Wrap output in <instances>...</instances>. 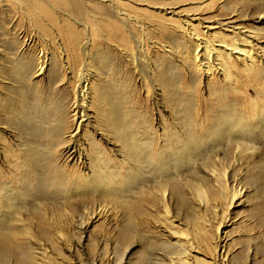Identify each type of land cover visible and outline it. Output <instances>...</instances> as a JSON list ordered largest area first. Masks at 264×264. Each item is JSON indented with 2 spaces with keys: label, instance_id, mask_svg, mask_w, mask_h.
<instances>
[{
  "label": "rangeland",
  "instance_id": "1",
  "mask_svg": "<svg viewBox=\"0 0 264 264\" xmlns=\"http://www.w3.org/2000/svg\"><path fill=\"white\" fill-rule=\"evenodd\" d=\"M111 1L117 6L110 0L87 2L83 18L50 9L54 26L37 19L35 10L0 0V186L20 194L15 175L22 164L38 159L46 166L39 178L27 173L28 193L19 206L21 224L32 236L16 237L13 246L0 252V264H172L176 247L168 234L173 232L208 262L221 248L223 258L216 264H264V124L252 130L249 150L232 139L214 140L186 167L181 165L178 176L168 171L173 178L168 189L179 188L183 202L175 195L168 198L172 224L166 225L163 180L148 161L139 166L131 151L124 155L116 137L120 126L137 149L145 139L159 144L164 135L181 143L187 106L193 122L210 106L215 114L231 104L264 111V94L259 97L254 90L264 88V0ZM102 8L107 12L101 14ZM115 10L124 13L123 24ZM186 17L199 33V21L213 27L215 42L230 43L231 30L239 29L237 39L247 41L252 63L234 61L228 76H205L192 63L190 39L181 32L180 18ZM67 25L74 32L71 39L80 35L76 43L55 33ZM39 52L45 54L40 73L35 61L26 72L16 65ZM249 66L250 73L244 71ZM83 88L85 98L78 102L84 110L75 131L71 109ZM101 172L120 199L135 196L131 212L109 204L101 189L85 191V196L80 190L76 197L70 191L59 194L54 183L74 179L79 184L80 176L92 181ZM128 176L132 182L146 179L143 200L135 201L141 187L123 188ZM197 185L207 189L204 200L195 195ZM3 202L0 197V219L8 215ZM128 228L130 237L120 240Z\"/></svg>",
  "mask_w": 264,
  "mask_h": 264
},
{
  "label": "bare ground",
  "instance_id": "2",
  "mask_svg": "<svg viewBox=\"0 0 264 264\" xmlns=\"http://www.w3.org/2000/svg\"><path fill=\"white\" fill-rule=\"evenodd\" d=\"M6 1H9V3H12L15 6H17V8H19V10H20V8H22L25 11L26 10H35L36 13L34 15L37 14V19L46 20L48 24L50 22L52 25L55 26L57 24V21L55 20L56 17L50 12V9H52L54 11L56 8L62 9L67 13H70V14L77 16L78 18H83V16L86 15V3L91 2L92 0H77L80 3L79 5H78V3L75 2V0H6ZM110 2H111L112 7H114L116 5L113 1L110 0ZM94 5H97V4H94ZM16 10H18V9H16ZM106 12H107V10L102 8L101 14L106 13ZM171 13H172V11L168 14H171ZM114 15L120 21V23L123 24L122 22H124V21H123L122 15L125 16L124 13H119L115 10ZM180 19H181L180 21L182 24L181 32L183 34H185L188 37V39H190V42H191L190 43V45H191L190 46L191 47V52H190L191 54L190 55H191L192 63H197L198 66H200L202 68V72L205 76L213 75V73H216L222 77L228 76L229 72H230L228 70L233 66L234 61L244 62L245 64L248 63V65H249V63L250 64L252 63V61H253L252 60V57H253L252 51H251V49H248L246 47L245 43H243V42H247V41L240 42L237 39V34H238V32H240L239 29H236V32L234 30L233 31L231 30V32L234 34V36L233 37L231 36L232 38H230L231 39V42L229 41L230 43L225 42V41H217V42H219V43H217L214 41V39L212 37H210V35L213 33L212 30H214V29H212L213 27H210V26L205 27L199 21L196 24L197 26L201 27L200 28L201 32L199 33V31H197L193 26H191L190 23H191L192 19H190L189 17H186L184 19L180 18ZM194 21H196V20H194ZM134 22L137 23V21L135 19H134ZM230 28H234V27H230ZM85 29H86V27H85ZM56 31L63 38L64 37L69 38L71 41L75 40L74 43H76V41L80 39V35H77L76 38L71 39V36H74V32H73L72 28H70L69 25L63 26L59 30H57L55 28V33H56ZM86 37H89V33L87 31H86ZM84 40H86V39H84ZM86 43H87V40L85 42V45H86ZM72 45H75V44L72 43ZM85 45H84V47H85ZM71 47H73V46H71ZM73 48H75V47H73ZM36 55H37L36 58L34 56L35 59L33 58V60L29 61L30 59H32V58H30L27 61V63H25V64L21 63L22 61H19L16 65L21 66L22 70L24 69L25 70L24 72H26L31 68V66H32L31 62L35 61V67L37 68V71L40 73V71H42L43 64L45 63V59H44L45 54L43 55L42 52H39ZM188 55H189V53H188ZM28 56H29V54H28ZM22 58H23V56H22ZM245 66H247V65H245ZM249 70H250V66L246 67L244 69V71L250 73ZM19 71H21V70H19ZM21 72H23V71H21ZM21 72H20V74H21ZM253 72H255V71H253ZM255 73H257V72H255ZM247 78L250 80L251 79L250 75H247ZM259 84H261V83H259ZM260 88L261 89L254 88L256 95L259 97L261 96V94H264V90H263L264 88L263 87H260ZM84 93H85L84 88L82 90H79L78 100L73 103V106L71 109L73 120H74V130L75 131H77L79 129L80 124H81L80 118L82 117L81 113L84 109L82 108V105H80L78 101L80 100V98H83V100H84V98H85ZM219 108L221 109L220 112L218 114H215L214 113L215 111H213L214 108L212 106H210L207 110H204V111H202V113H200L201 114L200 117L199 116L195 117V121L193 122L191 119V114H190L191 110L187 106V108H185L186 110H183V111H185V114H184V117H185L184 123L185 124L184 125L186 126V129H185L184 133L182 134L183 135V141L181 143H179L177 141L178 139H176V140L175 139H169L168 135H164L163 138L159 136V138L157 139L160 141L159 144H156L155 142L148 141L145 139L142 142L141 148L137 149V147H136L137 144H135V142H131L129 140L130 138L128 139V137H125L124 136L125 134L123 135L120 126H117L118 130L116 132L117 133L116 137L119 140L120 146L123 148V151L125 153L124 155H126V156L129 155V152L131 151L134 158L137 159V164L139 166H141L143 162L148 161L149 164L151 165V166H149V167H151V171L153 173H155V175L158 174L159 177H157V178L160 180H163V182H164V184H160L159 187L161 190V192H160L161 199L164 202L163 214H165V216H163V222L165 223V225H166V222L169 224H172V221H170V218L167 217L168 208H167L166 204H167L168 198L170 196L175 195L176 197L180 198V201L183 202V196L180 194L179 188H178V190L176 188H173L171 190V192L168 189V185H167L168 182L173 180L172 176L169 174L168 171L174 170V171H176L175 173H177L176 176H178V173H179L178 168L181 165H182V168L184 166L186 167L185 164L187 161L191 160L192 157H195V156L200 155L203 152H205L204 151L205 145L208 142H213L214 140H222V139L226 138V140L228 141V140L232 139L235 144H237L238 146L240 145V148L242 146V149L244 148V149L249 150V149H251L252 146L249 144L248 138L251 136L252 130L256 127L260 129L261 125L264 124V111L260 107L248 109V110H241V108H239V110H238L236 106L231 104V106L225 105V106H220ZM218 116L221 117V120L218 118ZM198 120H200L201 123H198ZM219 121L222 122V124H218ZM113 128L115 129V127H113ZM75 131H73V132H75ZM71 137L72 136H69L68 138L71 139ZM147 137H148V135H147ZM182 151L184 152L183 154H182ZM33 153L38 155V153H36V152H33ZM39 161L40 160L35 159L32 161H29L28 163L27 162L23 163L22 165L24 166V168H22V170L19 173H17L18 175H15L16 176L15 179L18 182L17 187L21 189L20 191L22 193L19 194V192H17V194L15 195L16 192H14L13 194H11L8 191L7 187L4 188V187L0 186V197L4 201L3 202L4 211H5V213L8 214V215L1 216V219H0V252L2 250L10 248V246H13L14 242L16 241L15 240L16 237L23 236L24 238H26V237L30 238V236H32L31 232H29L30 230L27 228V226L24 224H21V223H23V221H21V218L19 215V213H20L19 206H20L21 201H23V197H25V194H23V193L24 192L26 193L28 191L27 189L24 190V187L27 188L26 185L29 186V180H28L29 176L27 177V173L28 172L30 174L34 173L35 177L37 176L36 178H39V176L42 174V172L44 170H46L45 165L38 164V163H40ZM94 165L95 166L97 165V161L94 162ZM20 168H21V166H20ZM95 174L96 175L94 176V179L92 181H85L84 179L81 178V176L78 177V180H80L79 184L75 183L74 179H72L71 177H70V179H72L71 182L58 180L54 183L56 186L58 185V187L60 189L59 194L64 193V192L66 193L67 191L68 192L70 191L71 196H74V195L76 196L80 190L84 191V196H85L86 195L85 191L89 192L90 190H93V193H94V191L96 192V189H101L102 196L104 197V200H106L109 204H111L112 206H114V205L118 206L120 208L121 207L126 208V209H124L126 212H131L133 207H134L135 196H134V198H131V200L130 199H126V200L124 199L123 200L122 198H121L122 199L121 200L119 195L117 194V189L115 190L114 186L113 187L110 186L111 182L110 183L108 182V179H109V178H107L108 175L104 174L103 172H101L99 174H97V173H95ZM212 175H214L212 177L217 176V175H215L214 172ZM221 176H222V178L225 179L226 172H223V174ZM59 178L61 179L60 176H59ZM145 180L146 179H144V177L143 178L138 177V178H136L135 181L132 182L131 178L128 176L124 181V187L123 188L125 190H130L134 185L141 187L142 183H146ZM46 183H47L46 185H48L51 182L49 181V183H48V179H47ZM144 187H145V184H143L141 189L138 190L139 192L136 195V197L137 196H139V197L136 198L135 201L143 200L146 197L144 195V192H145ZM194 189H195V195L201 200H204L202 198H204L205 196L208 195L207 189L205 187H203L202 185H197L194 187ZM101 191H100V194H101ZM232 194H233V191H232ZM235 195L240 196V192L238 191V192H236V194H234L232 196L231 204L233 203V200H234L233 198L235 197ZM71 196H69V197H71ZM80 196H82V195H80ZM14 199L17 200V202H16V200L14 201L17 204L16 206L14 205V207H18L17 210H16V208L12 207V204H14V203H12L13 202L12 200H14ZM65 199H67V198H65ZM5 208H6V210H5ZM1 214H4V213H1ZM165 227L167 229L172 228V226L170 227V225L165 226ZM168 235L173 237L172 240H175V242L173 244L176 247V249H175L176 251L173 252V257L174 256L175 257L171 260L172 264H216V262L218 260H221L223 258L224 252L221 248H219L218 253L216 255L217 258H215L214 262L213 263H211V261L208 262L206 258L200 257V253L198 250L195 251L194 249H192L188 240L182 241L179 238V236H177V234L175 232H173L172 234L169 233ZM129 237H130V231L128 228L127 230L122 231L120 240L126 241ZM28 238H26V239H28ZM191 251H193V253L195 255H191V253H192ZM0 261H1V259H0ZM15 264H35V263L33 260H31L29 263L26 260H18L15 262Z\"/></svg>",
  "mask_w": 264,
  "mask_h": 264
}]
</instances>
